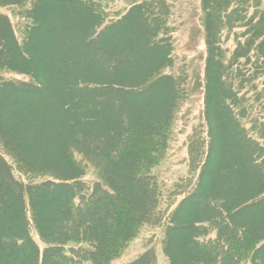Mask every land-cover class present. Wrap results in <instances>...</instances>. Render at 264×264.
<instances>
[{"label": "trees", "instance_id": "1", "mask_svg": "<svg viewBox=\"0 0 264 264\" xmlns=\"http://www.w3.org/2000/svg\"><path fill=\"white\" fill-rule=\"evenodd\" d=\"M251 1H200L210 146L195 194L166 218L183 233L165 244L170 264H264V111L256 107L264 110V92L252 98L264 80V10L253 0L249 18ZM0 7L27 22L19 37L0 15V70L28 78L0 81V264H112L161 218L157 171L186 96L173 73L166 12L142 2L107 22L102 0H0ZM238 29L228 59L222 38ZM8 156L47 180L20 181ZM89 167L100 174L93 186L84 182ZM200 195L202 214L177 221ZM130 264L157 259L146 252Z\"/></svg>", "mask_w": 264, "mask_h": 264}, {"label": "rangeland", "instance_id": "2", "mask_svg": "<svg viewBox=\"0 0 264 264\" xmlns=\"http://www.w3.org/2000/svg\"><path fill=\"white\" fill-rule=\"evenodd\" d=\"M151 1H156L164 8L168 17V24L171 30L170 36L175 41L174 56L176 64L173 73L183 81L186 96H184L175 121L174 134L170 141L167 158L157 171L164 193L159 211L161 218L157 219L153 224L145 226L123 256L113 261L112 264H130L146 252L155 254L157 264H170V259L165 252V244L169 237L172 240L179 241L183 237V233L175 232L173 229L178 225L170 219L166 220V218L170 214L169 211L175 209L186 195L195 194L194 190L199 176V171H195L202 165L210 146L203 105L207 52L202 23L201 0H102V3L104 6L109 7L107 22H112L125 15L133 5ZM257 1L261 5V9L264 10V0ZM255 4H253L252 0V7L248 14L249 18L254 15ZM0 15L7 16L10 19L17 35L21 37L22 29L27 22L17 15V11L14 8L0 7ZM241 31V29H238L234 32H224L222 46L228 59H230L238 45L236 33H240ZM7 80L28 81V78L0 70V81ZM262 81L264 80L256 84L258 90L255 91L254 97H252L254 100L258 98L259 94L261 95L260 92H264ZM149 95L157 99L159 97L156 89L150 90ZM262 98V104H264V97ZM256 107L260 115L264 111L263 107L259 103H256ZM217 122L218 120L214 119V124L216 125L215 132L221 134L223 130L218 127ZM224 143V138L221 137V140L218 139L217 141V147L219 152L225 155L228 148L224 146L226 152L222 150ZM2 150L3 147L0 144V151L2 152ZM223 156L221 162L223 161ZM8 160L13 166L17 179L25 184L41 183L47 180L44 177L25 174L16 161L10 157ZM99 181L100 174L98 171L93 167H89L84 182L89 186H93L99 183ZM207 186L205 184V187ZM200 198L201 195L197 199L194 198L192 201H188L184 206V211L177 216L176 220L186 222L192 217L202 214L197 210L200 205ZM38 244L44 249L45 246L40 241Z\"/></svg>", "mask_w": 264, "mask_h": 264}]
</instances>
